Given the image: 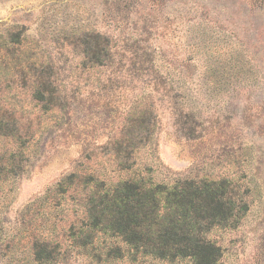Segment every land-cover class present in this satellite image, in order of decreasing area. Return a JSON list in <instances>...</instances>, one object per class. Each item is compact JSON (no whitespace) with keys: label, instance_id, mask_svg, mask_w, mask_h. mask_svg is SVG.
Segmentation results:
<instances>
[{"label":"rangeland","instance_id":"1","mask_svg":"<svg viewBox=\"0 0 264 264\" xmlns=\"http://www.w3.org/2000/svg\"><path fill=\"white\" fill-rule=\"evenodd\" d=\"M182 179L246 203L218 264H264V0H0V264H191L85 227L100 188Z\"/></svg>","mask_w":264,"mask_h":264},{"label":"trees","instance_id":"2","mask_svg":"<svg viewBox=\"0 0 264 264\" xmlns=\"http://www.w3.org/2000/svg\"><path fill=\"white\" fill-rule=\"evenodd\" d=\"M86 52L93 65L101 64L98 50ZM234 196L224 179H182L170 186L125 181L89 197L86 232L119 239L134 257L218 264L223 251L205 234L213 227L232 225L246 210V203Z\"/></svg>","mask_w":264,"mask_h":264}]
</instances>
